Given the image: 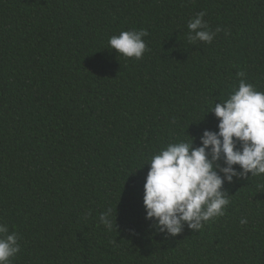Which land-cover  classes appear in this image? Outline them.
I'll use <instances>...</instances> for the list:
<instances>
[{"label":"trees","instance_id":"16d2710c","mask_svg":"<svg viewBox=\"0 0 264 264\" xmlns=\"http://www.w3.org/2000/svg\"><path fill=\"white\" fill-rule=\"evenodd\" d=\"M201 11L221 29L211 44L188 39ZM133 29L148 33L139 60L108 44ZM241 79L264 92V0H0L12 264H264V174L225 183V215L199 232L161 233L143 204L151 157L218 131L208 111ZM108 209L111 231L99 220Z\"/></svg>","mask_w":264,"mask_h":264},{"label":"clouds","instance_id":"9594fccd","mask_svg":"<svg viewBox=\"0 0 264 264\" xmlns=\"http://www.w3.org/2000/svg\"><path fill=\"white\" fill-rule=\"evenodd\" d=\"M205 15L201 11L188 22L190 42L211 44L221 30L213 32ZM147 35L146 30L121 31L111 36L108 44L118 55L139 60L148 50ZM208 113H214L219 121L218 131L205 130L199 147H194V138L188 136L186 141L169 143L147 163L145 218L155 221L153 226L168 236L181 234L185 225L199 232L210 220L223 217L230 204V196L222 190L224 184L243 179L248 173L251 177L264 174V92L241 79L229 97L215 102ZM237 165L240 171L234 167ZM99 220L105 229L112 230L111 209ZM239 223L244 226L248 220L241 218ZM20 239L17 232L9 233L7 224L0 222V264H12L21 251Z\"/></svg>","mask_w":264,"mask_h":264}]
</instances>
